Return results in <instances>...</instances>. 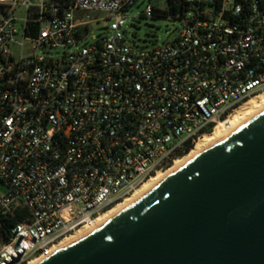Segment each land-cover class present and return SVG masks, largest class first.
Segmentation results:
<instances>
[{
    "label": "built area",
    "instance_id": "2783aa9c",
    "mask_svg": "<svg viewBox=\"0 0 264 264\" xmlns=\"http://www.w3.org/2000/svg\"><path fill=\"white\" fill-rule=\"evenodd\" d=\"M136 1L0 0V217L24 215L0 238V264L43 261L94 231L264 92L262 0H184L175 37L152 50L125 38ZM98 14L107 33L88 42Z\"/></svg>",
    "mask_w": 264,
    "mask_h": 264
},
{
    "label": "water",
    "instance_id": "95a60500",
    "mask_svg": "<svg viewBox=\"0 0 264 264\" xmlns=\"http://www.w3.org/2000/svg\"><path fill=\"white\" fill-rule=\"evenodd\" d=\"M40 264H264V110Z\"/></svg>",
    "mask_w": 264,
    "mask_h": 264
},
{
    "label": "bare ground",
    "instance_id": "6f19581e",
    "mask_svg": "<svg viewBox=\"0 0 264 264\" xmlns=\"http://www.w3.org/2000/svg\"><path fill=\"white\" fill-rule=\"evenodd\" d=\"M264 110V92L248 99L245 103H243L240 108L237 110L236 115L234 116L233 120L231 121L232 129L230 131L223 130L220 127L214 129L211 134L205 135L204 137L200 138L198 141L195 142L192 150L182 158L175 159L174 162L171 164L169 169L165 171H158L156 174L151 176L149 179L144 181L133 193L130 197L125 198L118 204L114 205L109 211L104 213L100 219L98 225H103L116 215L123 212L129 206H131L134 202L152 190L157 184L162 182L168 176L179 170L182 166L186 163L200 155L201 153L207 151L208 149L212 148L226 137H228L232 132L235 130L243 127L247 122L257 116ZM238 114V115H237ZM90 231H79L76 232L72 237L63 239L58 245V251L64 249L65 247L71 245L72 243L78 241L79 239L83 238ZM41 261H31L28 264H40Z\"/></svg>",
    "mask_w": 264,
    "mask_h": 264
},
{
    "label": "rangeland",
    "instance_id": "374dc122",
    "mask_svg": "<svg viewBox=\"0 0 264 264\" xmlns=\"http://www.w3.org/2000/svg\"><path fill=\"white\" fill-rule=\"evenodd\" d=\"M148 3L154 4V0H137L127 13V17L125 19L124 29L126 30L125 38L127 42L135 44L141 50H152L157 46L168 43L173 40L177 32L178 24L171 16H144V8ZM156 6L158 8H165L167 6V0H160ZM95 16V18L103 20L98 25L92 27L91 35L87 39L88 42H92L95 38L103 36L107 33V29L104 27L108 25L109 21L104 19L105 15L98 14ZM71 50H74V48ZM64 51L65 50L63 49L50 50L52 56L61 54ZM169 167L167 169H169Z\"/></svg>",
    "mask_w": 264,
    "mask_h": 264
},
{
    "label": "trees",
    "instance_id": "16d2710c",
    "mask_svg": "<svg viewBox=\"0 0 264 264\" xmlns=\"http://www.w3.org/2000/svg\"><path fill=\"white\" fill-rule=\"evenodd\" d=\"M70 0H60V2L68 4ZM184 0H167V6L165 8H158L156 4H154V11L152 17H170L174 12L180 9V4ZM262 7H264V0H262ZM192 149L191 145L185 149V151L177 156V158L185 157L190 150ZM24 215H21L18 211L14 218L11 217H0V238L6 239L9 234V229L13 227V225L20 219H22Z\"/></svg>",
    "mask_w": 264,
    "mask_h": 264
}]
</instances>
